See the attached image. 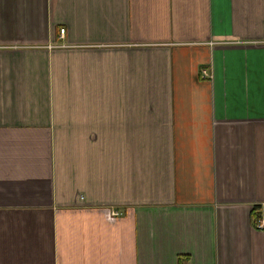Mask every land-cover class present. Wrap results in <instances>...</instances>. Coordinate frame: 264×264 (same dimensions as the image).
<instances>
[{
	"label": "crops",
	"instance_id": "obj_1",
	"mask_svg": "<svg viewBox=\"0 0 264 264\" xmlns=\"http://www.w3.org/2000/svg\"><path fill=\"white\" fill-rule=\"evenodd\" d=\"M261 221L264 0H0V264H264Z\"/></svg>",
	"mask_w": 264,
	"mask_h": 264
},
{
	"label": "built area",
	"instance_id": "obj_2",
	"mask_svg": "<svg viewBox=\"0 0 264 264\" xmlns=\"http://www.w3.org/2000/svg\"><path fill=\"white\" fill-rule=\"evenodd\" d=\"M59 34H60V36H62L64 34V30L61 29L59 31ZM202 75L206 76V72L204 70L202 71ZM256 226L258 229L264 230V221L259 222Z\"/></svg>",
	"mask_w": 264,
	"mask_h": 264
}]
</instances>
